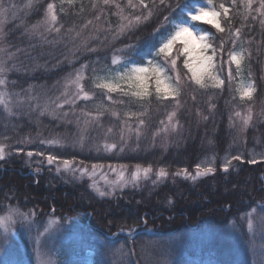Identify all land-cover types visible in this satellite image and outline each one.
<instances>
[{
    "label": "trees",
    "instance_id": "1",
    "mask_svg": "<svg viewBox=\"0 0 264 264\" xmlns=\"http://www.w3.org/2000/svg\"><path fill=\"white\" fill-rule=\"evenodd\" d=\"M5 2L8 7L6 41L13 55L8 67L15 66L7 73L8 91L13 94L15 114L8 117L0 110V143L8 145L7 151L11 153L0 161V209L19 206L25 213L34 211L38 220L50 216L62 223L71 220L88 237L80 254L84 257L88 251L92 252L94 264H102L101 259L123 250L130 251L134 264H249L246 256L237 259V245L226 230L233 224L240 226L252 209L260 211L264 207V25L260 22L264 16L255 10L246 13L240 0L235 6L231 0H215L217 7L224 3L229 8L228 17L222 16L221 20L225 30L217 32L209 25H199V28L215 35L216 39L210 41L214 46L225 42L218 62L228 58L233 49L243 51V71L238 76L232 69L231 83L227 80V70L224 71L222 89H200L183 80L186 70L182 69L181 106L175 109L171 101L158 103L154 95L150 102L145 100L141 105L129 103V97L115 93L113 99L125 103H112L93 87V77L108 70L113 53L126 45H137L130 59L146 63L151 44L158 46L159 36L171 30V25L164 23V16L170 14L171 18L178 19L179 9L172 12L159 5V0L155 4L146 0L156 14L113 41L121 20L113 14L117 12L115 6H106L102 0H79L72 5L62 0H31V7H28L30 0ZM117 2L122 7L126 4V0ZM168 2L175 7L177 3L183 6L185 0ZM49 3L57 7L59 33L48 31L43 24ZM199 3L200 0H190V5ZM258 6L254 3L253 9ZM129 13L133 10L125 7V14ZM143 13V9H138L133 14ZM97 16L100 18L96 19ZM236 29H240L239 37L234 35ZM154 33L156 40H153ZM81 65H88L84 71L87 76L84 88L95 93L93 99L80 100L74 106L67 104L57 110L55 118L40 117L27 105V99L22 100L26 104L15 103L26 91L25 96L29 92L39 96L43 100L41 105L47 102L48 96L58 97L69 74L75 76ZM245 77L256 88L250 105L252 120L246 129L242 119L235 116L236 111L244 115L245 102L240 100L236 89ZM99 105L103 106L101 111H107H103L97 126H84L86 118H90L84 113L97 115ZM173 110L177 112L178 128L164 144L161 138L164 125L160 122L166 124L167 115ZM113 111L119 117L113 116ZM128 111L146 113L141 117L145 124L140 129L139 140L135 133L138 120L133 117L127 121L132 128L127 149L95 152L94 142L85 143L83 150L79 149L76 141L84 129V134L88 138L96 136L97 142L103 136L118 134L125 126L124 113ZM154 133L158 134L154 136ZM54 137L63 138V147L42 143ZM28 151L34 155L28 157ZM37 152L53 154L61 161L67 159L82 166L150 165L154 173L160 168L166 169L172 180L159 186L149 181L112 199H102L86 181H77L70 172H57L56 167L47 165L45 156L35 155ZM235 155H240L242 160L233 161L229 172L221 171L223 159ZM253 156L258 163L248 162ZM212 157H215L214 175L195 181L174 175L185 168L194 174L197 164L207 163ZM132 228L137 231L132 235L125 233ZM111 236L117 238L112 240Z\"/></svg>",
    "mask_w": 264,
    "mask_h": 264
},
{
    "label": "snow or ice",
    "instance_id": "2",
    "mask_svg": "<svg viewBox=\"0 0 264 264\" xmlns=\"http://www.w3.org/2000/svg\"><path fill=\"white\" fill-rule=\"evenodd\" d=\"M69 5L74 3V0H67ZM102 3L106 6L114 5L117 12L113 13L117 15L121 23L117 26L116 31L113 35V41L119 39L121 36L126 35L130 31H134L142 23H146L156 14L155 8H150L149 3L146 0H126V4L122 7L117 0H102ZM151 3L155 4L156 0H151ZM232 6H235L237 0H231ZM254 3H258V7L253 9ZM241 6L244 8L246 13H251L255 10L260 16H264V0H240ZM159 5L165 8H170L172 12L179 9L180 15L178 19L171 18L170 14L164 16V23L171 25V30L167 31L165 34H161L158 38V46L156 43L151 44L150 52L146 63H137V61L130 59L131 54L136 50L137 45H126L123 48L117 49L112 56V64L115 65L114 69H108L104 75L93 77V87L99 89L106 98L112 103L124 104L123 100H114L112 94L117 93L121 97H129V103H141L148 100L154 95L158 103H164L165 101H171L175 109H178L180 105L179 97L182 92V76L180 68L178 67V62L182 59V66L186 69V73L183 76V80H187L191 84L198 86L200 89H207L209 87L222 89L225 84V79L221 78V72L224 70V64H227V80L231 83L234 79L232 74L231 65L235 64L236 74L239 76L241 73V62L244 59L243 51H237L233 49L228 53V60L223 61L222 59L218 62L217 57L223 52L224 41H221L219 46H214L210 41L215 40V35L207 29L199 28V25H209L214 28L217 32H223L225 29L221 25V17H228L229 8L225 6L224 3H220L217 7L214 4V0H200L198 5H190V0H185L183 6L179 3L173 7L168 0H159ZM157 5V7L159 6ZM31 0L28 7H31ZM96 5L93 4V7ZM125 7L132 9L133 13L138 9H143L144 13L140 15H135L133 13L125 14ZM2 5H0V11H4ZM82 10V9H81ZM63 11V8H61ZM100 17L97 16L96 19ZM247 19V16H245ZM255 19V17H253ZM264 25V20L260 21ZM91 21H88L90 24ZM43 24L47 25V30H55L57 33L60 32V27H56L58 24L57 7L54 3H49L44 12ZM38 27V25H33V28ZM87 27V25H85ZM156 33L159 32V28L155 30ZM79 35V33H77ZM234 35L239 37L240 29H236ZM153 40H156L155 33L153 35ZM87 42H84L86 45ZM235 44V40L233 41ZM5 51V49L0 48V52ZM90 51H96V49H90ZM7 66L6 61H0V110L7 114L8 117L13 116L15 113L13 111V99L12 95L7 90L6 87L9 83L7 78V73L14 70ZM88 68V65H81L75 73L74 78L72 74H69L65 87H75L76 92L71 97L64 99L63 103H58L57 108H63L64 104L75 105L77 100H91L93 99L95 93H90L85 91L83 81L84 71ZM95 71V70H94ZM171 73V74H170ZM154 90V91H153ZM236 91L239 94L240 100L244 101L252 100L253 93H255L256 88L254 82L241 83L237 86ZM18 96V94H15ZM67 96V93H65ZM17 105L22 104L23 101L17 99L15 101ZM98 114L93 115L92 113H84L85 116L91 118V120L98 121L100 116L103 115V111L107 109L103 108L102 105L97 106ZM45 110H47L45 108ZM41 114H44L43 111ZM113 116L119 117V113L113 111L111 113ZM146 113L141 112H125L124 115L127 118L124 122L129 133H131V125L127 123L135 117L138 120L136 126V137L137 140L141 137L140 129L144 126L145 121L141 118ZM67 115V113H65ZM177 116L175 110L171 111L167 115L168 124H164V121L160 123L164 125L162 131H167L169 126L175 130L178 126L179 121L177 120L173 123L174 118ZM235 116L239 117L243 121V126L246 129L252 120L251 108L248 109L246 115H242L240 111L235 112ZM207 119V117H204ZM231 120V116L229 117ZM87 124L88 121H85ZM123 128L121 130V142H124ZM112 129L109 128L108 132L111 133ZM154 133L153 135H157ZM86 142V136L82 131L80 138L76 141L81 147L84 146ZM42 143H47L49 147H63V138L54 137L48 141H42ZM9 146L0 143V161H4L11 153L7 151ZM117 144L115 142L108 143L104 142L102 148L104 151L109 152L117 149ZM120 151L124 148L120 147ZM22 151V149H17V152ZM34 153L32 151L27 152L28 157H32ZM37 156H45L48 165H56V171L60 172L62 169L66 172H72L74 175L76 172L80 173L83 177L87 175L89 179L94 176L97 165H92V170L89 172L87 167L74 166L73 161L60 158L53 154L45 155L42 152L35 153ZM264 158V156H262ZM242 157L240 155L227 156L223 159L221 164V171L224 173L229 172V168L233 161H241ZM249 163L256 164L259 161L253 156L252 159L248 161ZM215 157H212L206 164H197L195 166V174L193 175L188 171V169H182L174 173L175 176H183L185 179L196 180L200 177H205L208 175H214L216 168L214 167ZM111 168V166H109ZM124 166H121L123 168ZM112 171H116L112 168ZM153 174V169L149 165L143 167L137 165L135 170L130 173L131 179H125V172L122 170L118 174V179L116 181L108 182L106 184L109 187L108 191H102L95 183L90 185L96 191L100 198L105 196H111L119 186L121 189L127 187L131 184L133 187L137 186L141 176L145 180L149 179ZM156 180L153 183H157L168 176V172L164 168L158 169L155 173ZM0 211H5L0 209ZM256 209H252V212L246 214V220L249 232L252 233V238L255 237V223L253 219V213ZM260 230L264 234V207L260 209ZM35 212L30 211L25 213L20 210L19 206L7 207L4 215H0V247L8 243V235L12 231V226L16 224L17 220L28 221L30 217L34 216ZM47 231V229L45 230ZM121 231H124L121 228ZM136 229H129V235H132ZM40 264H52V260L49 258L47 260H41Z\"/></svg>",
    "mask_w": 264,
    "mask_h": 264
},
{
    "label": "rangeland",
    "instance_id": "3",
    "mask_svg": "<svg viewBox=\"0 0 264 264\" xmlns=\"http://www.w3.org/2000/svg\"><path fill=\"white\" fill-rule=\"evenodd\" d=\"M62 1L64 3H67V0H62ZM78 1L79 0H74V3ZM214 4H215V0H214ZM0 5H2L3 9H5L4 11H0V48L5 49V51L0 52V61H6L7 66H8L10 63H12V60H13V57H12L13 55H11L8 50L6 34H5L6 25L8 21V7L6 5L5 0H0ZM221 20H222V17H221ZM162 24H163V21L160 24L161 27H162ZM182 59L183 58H181V60L178 62V67L180 68V72L182 69H184L182 66ZM227 60L228 58H226L224 61H227ZM228 67L229 66L227 64H224V70L221 72V78H223V72L228 70ZM114 68H115V65H113L111 62V66L109 69H114ZM231 69L236 70L235 64L231 65ZM241 71H243L242 62H241ZM106 72L107 70L103 73L98 74L97 76L104 75ZM72 77L74 78V76ZM84 77L85 79H87L86 75H84ZM67 79H66V82H67ZM84 81H83V84H84ZM66 82L62 85L61 91L58 97L54 98L55 96L53 95L48 96L46 98L47 102L44 105H41L42 104L41 101L43 100H41L39 96L36 97L35 96L36 94L34 93L29 92L25 96L27 91L20 98V100L27 99L28 100L27 105L32 106L33 111L38 113L40 117L55 118L56 117L55 114L57 110L59 109L56 107V105L58 103H63L64 99L71 97L76 92L75 87L66 88L65 87ZM243 82L248 83L251 81H249V79L245 77ZM209 88H212V87H209ZM214 89H218V88H214ZM6 90L8 91V85L6 87ZM65 93H67V96L65 95ZM254 96H255V93H253V98ZM78 101L80 100H77L76 102ZM244 102H245V106H244L245 111L243 114L246 115L248 112V109L250 108V105L252 104H251V100L245 99ZM22 104H26V103L23 101ZM67 106H68L67 104H64L63 107L65 108ZM45 108L47 110H45ZM42 111L44 114H41ZM85 121H88V123L87 124L85 123L84 126H87L88 128L97 126L96 124L97 121L91 120V118H88V119L86 118ZM175 122H176V119L174 118L173 123ZM166 124H168V120ZM122 128L124 129L123 130V136H124L123 143L121 142V131L118 134H114L109 137L103 136L100 140L98 139L99 140L98 142H97L96 136L95 137L92 136L88 138V135L85 134L86 136L85 143L87 145L89 142L90 144L94 142L93 143L94 147L92 150L95 152L110 153V152H114L120 149V147L127 149L129 146L128 144L130 143L131 133H129V131L127 130L125 126H123ZM177 128L173 130L169 126L168 130L166 132L164 131L163 136L161 137L164 144L169 142L168 139L170 138L172 133L177 130ZM80 136L78 137V139L80 138ZM104 142H108V143L115 142L118 147L116 150L106 152L102 148V145ZM79 149L83 150V147L80 146ZM73 165L82 166L80 164H74V163ZM48 166L56 167V165H48ZM110 166L111 168L109 166H98L92 179H89L87 175L81 177L79 172H76L75 175L72 172L70 173H71L72 178L77 179V181H86L89 186L95 183L96 186L99 187L102 191H108L109 187L106 184V181L108 182L116 181L118 179L119 172L122 170L125 172V179L130 180L131 179L130 173L134 171L136 168V166H131V165H124L123 168H121V166H112V165ZM83 167H87L89 169V172H91L92 170V166H83ZM112 168H115L116 171L115 172L112 171ZM153 174H154V171H153ZM153 174L147 180H145L143 176H141V179L138 185L135 187H133L131 184H129L127 187H123L122 189L119 186H117V189L113 195L105 196L102 199H112L119 193H122L128 189L138 188L141 185L149 181H151L152 185L159 186V185H164L168 181L172 180V177L168 175L166 178L154 184L153 181L156 180V176L153 177ZM178 177H183V176H178ZM205 177H200L198 178V180L203 179ZM92 190L98 196V194L96 193V191H94L93 188ZM5 212L6 210L0 213V215H4ZM260 217H261L260 211H256L255 213H253V219L255 223L254 239L252 238V233L249 232L246 217L241 220L240 226L233 224L231 227L229 226L226 230L227 234L231 236V238H233V240L235 241V244L237 245L236 246V249L238 252L237 259L243 258L244 256H246L249 261V264H264V234H262L260 230ZM78 226H81V225H78ZM75 227H76V224L73 225V222L71 220L70 222L68 220V222L62 223L59 219L52 217V216L47 217L43 220H38L37 216L34 215L30 217L28 221L17 220L16 224L12 226V231L8 235V238H7L8 243L0 247V264H40L42 259L47 260L49 258L52 260V264H65V262H69V264H94V258H93L92 252L88 251V253L84 257L80 254L82 253L81 250H83L84 248L83 241H85V243L88 242V237L83 235V233L80 232V230ZM46 229L47 231H45ZM125 233L128 234L129 231H125ZM116 238L117 236L110 237V239L112 240ZM148 248L146 250H148ZM150 250L151 252H153L151 247H150ZM101 260H102V264L103 263H106V264H134V259L130 251H124V250L117 251L115 255L104 257ZM163 264L165 263L163 262Z\"/></svg>",
    "mask_w": 264,
    "mask_h": 264
}]
</instances>
